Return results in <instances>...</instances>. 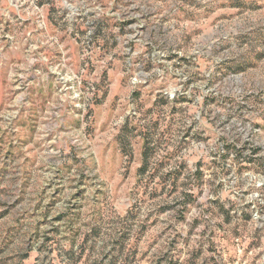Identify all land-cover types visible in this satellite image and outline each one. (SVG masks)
<instances>
[{"label": "rangeland", "instance_id": "374dc122", "mask_svg": "<svg viewBox=\"0 0 264 264\" xmlns=\"http://www.w3.org/2000/svg\"><path fill=\"white\" fill-rule=\"evenodd\" d=\"M262 183L264 0H0V264H264Z\"/></svg>", "mask_w": 264, "mask_h": 264}, {"label": "trees", "instance_id": "16d2710c", "mask_svg": "<svg viewBox=\"0 0 264 264\" xmlns=\"http://www.w3.org/2000/svg\"><path fill=\"white\" fill-rule=\"evenodd\" d=\"M146 146H147V144H146ZM143 164H144L143 171H145L148 168V165H149L147 156H146V158H144ZM189 198H191V197L188 194H186L185 195V201L183 202L184 206H186V203H188V199ZM55 252H56V250H55ZM56 256H57V258L61 257L60 253H57ZM196 259H197V255H191V256H189L188 259L184 260L183 263H179V261H175L172 258V259H170L169 264H195L196 263ZM64 260H65L64 262L66 264H78L79 260H81V261L83 260L82 253H79V252L75 251L73 249V247H72L71 249H68L65 252V259Z\"/></svg>", "mask_w": 264, "mask_h": 264}, {"label": "built area", "instance_id": "2783aa9c", "mask_svg": "<svg viewBox=\"0 0 264 264\" xmlns=\"http://www.w3.org/2000/svg\"><path fill=\"white\" fill-rule=\"evenodd\" d=\"M262 184L264 185V183H262ZM254 217H255L257 220L260 219V217H259L257 214H255Z\"/></svg>", "mask_w": 264, "mask_h": 264}]
</instances>
